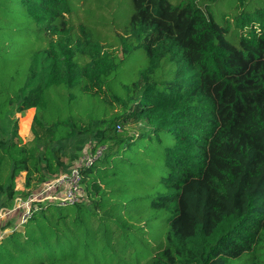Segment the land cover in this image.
<instances>
[{"label":"trees","instance_id":"1","mask_svg":"<svg viewBox=\"0 0 264 264\" xmlns=\"http://www.w3.org/2000/svg\"><path fill=\"white\" fill-rule=\"evenodd\" d=\"M89 142L0 264H264V0H0V209Z\"/></svg>","mask_w":264,"mask_h":264},{"label":"rangeland","instance_id":"2","mask_svg":"<svg viewBox=\"0 0 264 264\" xmlns=\"http://www.w3.org/2000/svg\"><path fill=\"white\" fill-rule=\"evenodd\" d=\"M171 24L174 27V30L177 34H181L182 36L188 35L192 29L189 26V22L184 21L180 18L173 17L171 19ZM206 18L201 13L200 16H198V21L196 24V27H194L193 30L203 29L206 26ZM34 110L26 111L23 114H16L15 118L17 119V133L18 136L22 139L23 142L29 140L31 138L30 128H31V120L33 116ZM148 124L149 122L146 121H138L136 123L130 124L128 127L129 129V135H137L140 131L148 130ZM39 136L41 135L40 132H38ZM93 143H88L85 146L79 148V147H73L68 150V153L61 157L62 161V167L61 171L57 174H68L71 170L75 169L76 167L80 166V163L86 159L90 154H92V145ZM54 176L48 178L46 182H44L41 185H38L37 187H33V190H31V194L37 193L40 190L42 191L43 185L53 179ZM24 173L20 174L16 180H15V191L17 192L15 197L12 201H8L7 206H4L0 209V214L7 213L8 211L12 210L14 207V201L16 198L20 200H25L28 195L29 191H27L24 187ZM61 192V188L56 189L53 194L56 196L59 195ZM84 199V198H83ZM84 201V200H83ZM9 205V206H8ZM20 210L13 211L6 216L3 217L1 223H0V231L5 232L6 230L12 229L17 225V218L19 215ZM21 229V228H20Z\"/></svg>","mask_w":264,"mask_h":264},{"label":"built area","instance_id":"3","mask_svg":"<svg viewBox=\"0 0 264 264\" xmlns=\"http://www.w3.org/2000/svg\"><path fill=\"white\" fill-rule=\"evenodd\" d=\"M117 129H119L118 126ZM103 150L104 147H98L92 151V154L84 159L80 163L79 167L71 170L68 174L55 175L51 181L43 185L42 191L40 190L37 193L29 194L25 200L16 198L13 209L7 213L0 214V223L4 216L21 209L17 218V225L5 232L0 231V242L3 236L11 230L22 228L32 214L41 208L40 205L52 202L58 206L67 207L82 202L84 198V191L81 185L80 169L82 167H88L93 161L100 158ZM58 188H61V192L58 196H56L53 192Z\"/></svg>","mask_w":264,"mask_h":264}]
</instances>
